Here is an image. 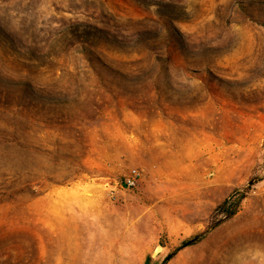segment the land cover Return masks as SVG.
I'll return each instance as SVG.
<instances>
[{
	"label": "rangeland",
	"instance_id": "obj_1",
	"mask_svg": "<svg viewBox=\"0 0 264 264\" xmlns=\"http://www.w3.org/2000/svg\"><path fill=\"white\" fill-rule=\"evenodd\" d=\"M0 264H264V0H0Z\"/></svg>",
	"mask_w": 264,
	"mask_h": 264
},
{
	"label": "built area",
	"instance_id": "obj_2",
	"mask_svg": "<svg viewBox=\"0 0 264 264\" xmlns=\"http://www.w3.org/2000/svg\"><path fill=\"white\" fill-rule=\"evenodd\" d=\"M141 174L137 168L130 169L122 178L120 182V187L122 188H132L140 180Z\"/></svg>",
	"mask_w": 264,
	"mask_h": 264
}]
</instances>
